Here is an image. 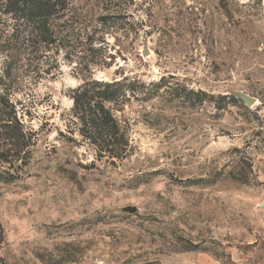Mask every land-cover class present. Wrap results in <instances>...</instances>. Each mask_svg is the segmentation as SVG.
<instances>
[{
    "label": "rangeland",
    "instance_id": "obj_1",
    "mask_svg": "<svg viewBox=\"0 0 264 264\" xmlns=\"http://www.w3.org/2000/svg\"><path fill=\"white\" fill-rule=\"evenodd\" d=\"M8 1L0 264H231L234 246L251 251L264 0H68L50 41Z\"/></svg>",
    "mask_w": 264,
    "mask_h": 264
},
{
    "label": "trees",
    "instance_id": "obj_2",
    "mask_svg": "<svg viewBox=\"0 0 264 264\" xmlns=\"http://www.w3.org/2000/svg\"><path fill=\"white\" fill-rule=\"evenodd\" d=\"M68 0H10L9 10L23 12V15L30 17L33 22H41L40 36L43 40H51L52 21L58 14L69 10ZM105 12L109 9H104ZM108 18L104 15L98 17V22L105 25Z\"/></svg>",
    "mask_w": 264,
    "mask_h": 264
},
{
    "label": "crops",
    "instance_id": "obj_3",
    "mask_svg": "<svg viewBox=\"0 0 264 264\" xmlns=\"http://www.w3.org/2000/svg\"><path fill=\"white\" fill-rule=\"evenodd\" d=\"M244 240H246V242H250V244L254 246L251 248V251L247 253L242 251L243 248L241 247V249H236L237 245L231 248L230 250L235 257L233 258V263L231 264H264V254L258 253L260 250L264 249V230H259L256 233L247 236ZM240 255H243L245 258L241 257ZM212 262L214 261H212L210 258L206 260V264H213Z\"/></svg>",
    "mask_w": 264,
    "mask_h": 264
},
{
    "label": "water",
    "instance_id": "obj_4",
    "mask_svg": "<svg viewBox=\"0 0 264 264\" xmlns=\"http://www.w3.org/2000/svg\"><path fill=\"white\" fill-rule=\"evenodd\" d=\"M243 101L247 106H251L253 104V101L251 99H248L246 97H243Z\"/></svg>",
    "mask_w": 264,
    "mask_h": 264
}]
</instances>
